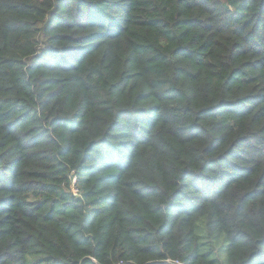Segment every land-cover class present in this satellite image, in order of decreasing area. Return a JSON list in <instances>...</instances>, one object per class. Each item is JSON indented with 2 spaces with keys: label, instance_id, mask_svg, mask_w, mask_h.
Masks as SVG:
<instances>
[{
  "label": "trees",
  "instance_id": "trees-1",
  "mask_svg": "<svg viewBox=\"0 0 264 264\" xmlns=\"http://www.w3.org/2000/svg\"><path fill=\"white\" fill-rule=\"evenodd\" d=\"M168 260L264 264V0H0V264Z\"/></svg>",
  "mask_w": 264,
  "mask_h": 264
},
{
  "label": "built area",
  "instance_id": "built-area-1",
  "mask_svg": "<svg viewBox=\"0 0 264 264\" xmlns=\"http://www.w3.org/2000/svg\"><path fill=\"white\" fill-rule=\"evenodd\" d=\"M75 182H76V179L75 178H72V180H71V192H72V194L74 196H76L77 193H78V189L76 188ZM168 262L169 263H173V264H179L177 261L172 262V261L168 260Z\"/></svg>",
  "mask_w": 264,
  "mask_h": 264
}]
</instances>
